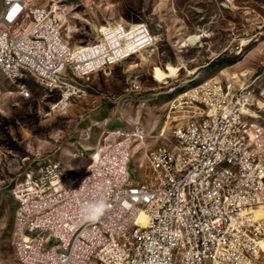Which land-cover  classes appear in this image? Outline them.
<instances>
[{"label": "built area", "instance_id": "2783aa9c", "mask_svg": "<svg viewBox=\"0 0 264 264\" xmlns=\"http://www.w3.org/2000/svg\"><path fill=\"white\" fill-rule=\"evenodd\" d=\"M66 5L0 0V71L25 98L33 81L70 99L75 78L136 53L127 43L130 52L145 42L140 28L152 42L145 23H108L95 51L73 56ZM249 86L206 82L191 96L197 117L148 154L145 178L131 167L130 135L93 148L73 176L51 158L30 166L13 187L18 264H264V114L245 111ZM139 88L132 80L127 90Z\"/></svg>", "mask_w": 264, "mask_h": 264}, {"label": "rangeland", "instance_id": "374dc122", "mask_svg": "<svg viewBox=\"0 0 264 264\" xmlns=\"http://www.w3.org/2000/svg\"><path fill=\"white\" fill-rule=\"evenodd\" d=\"M74 48L93 45L108 23H145L152 42L86 77L56 107L66 88L50 92L29 81L23 97L0 71V264H18L12 242L17 200L13 187L38 160L55 159L70 175L85 169L93 148L130 135L136 176L147 156L174 142L197 117L191 96L215 78L233 91L250 84V110L264 114V0H66ZM198 34L200 38L188 41ZM159 80L157 69L171 72ZM245 75H242V74ZM237 75L236 77H233ZM138 90H127L130 82Z\"/></svg>", "mask_w": 264, "mask_h": 264}, {"label": "bare ground", "instance_id": "6f19581e", "mask_svg": "<svg viewBox=\"0 0 264 264\" xmlns=\"http://www.w3.org/2000/svg\"><path fill=\"white\" fill-rule=\"evenodd\" d=\"M133 27H140V26L138 24H134ZM102 29H104V28L102 27ZM138 33H139L138 35H140L142 37V39H143L142 41L146 42L147 39H148L147 42L150 41L149 34L147 35L144 31L141 30V28L139 29ZM199 38H200V35L195 34V35H192L188 39V41H195V40H197ZM145 42H143L142 43L143 45L141 44V46L138 49H134V50L129 52V50L132 48L131 41L129 40L128 43H127V52L131 54L134 51L135 52L140 51L143 47H145L148 44L147 42H146L147 44H145ZM91 49H93L94 51L96 50V48H94L92 45L78 46V47L73 49L72 53H73V56H81L82 54L85 53V51H90ZM124 57H127V56H124ZM177 69L178 68L173 67L171 72H167L165 70L157 69V71H155V76L158 77L159 80H162V79H165V78L169 77L170 75H173L177 71ZM245 74L243 73L242 75H245ZM236 76L237 75H234L233 77H236ZM253 100L254 99L252 97L251 101L253 102ZM68 101H69L68 98H64L61 102L56 104V107H63ZM245 111L247 113H249V115H251V116H258V114L256 112H253L250 109H245ZM256 213H257L256 215H258V217H264V208L261 207V208L257 209Z\"/></svg>", "mask_w": 264, "mask_h": 264}, {"label": "clouds", "instance_id": "9594fccd", "mask_svg": "<svg viewBox=\"0 0 264 264\" xmlns=\"http://www.w3.org/2000/svg\"><path fill=\"white\" fill-rule=\"evenodd\" d=\"M103 210V203L92 205L89 207V209H86V215L91 219H96L99 218V216L103 213Z\"/></svg>", "mask_w": 264, "mask_h": 264}]
</instances>
